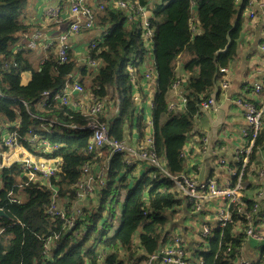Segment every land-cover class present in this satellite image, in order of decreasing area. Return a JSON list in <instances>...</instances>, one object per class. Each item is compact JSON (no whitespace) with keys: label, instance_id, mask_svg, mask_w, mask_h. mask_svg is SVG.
Instances as JSON below:
<instances>
[{"label":"trees","instance_id":"1","mask_svg":"<svg viewBox=\"0 0 264 264\" xmlns=\"http://www.w3.org/2000/svg\"><path fill=\"white\" fill-rule=\"evenodd\" d=\"M59 1L60 6L71 2ZM92 1L87 7L94 26L85 29L81 25L76 33H94L85 63L80 65L70 49L60 62L58 49L49 48L34 70L27 45L30 35L40 32V24L37 18L27 23V0H0V150L8 149L3 137L12 132L15 142L38 160L59 159V170L45 179H29L17 163L0 168V209L6 214L0 218V264H141L154 255L157 259L150 264H163L160 251L173 234L183 205L191 209L169 177L187 174L183 156L187 137L202 102L214 94L222 77L220 70L234 60L250 0ZM39 8H34V16H39ZM138 8H145L149 16L143 17ZM72 21L62 20L61 30ZM147 31L150 35L144 39ZM148 53L155 72L153 96L147 103L149 127L134 98L138 80L130 73ZM25 72L31 73V79L24 84ZM73 73H79L80 80H73ZM75 84L91 105L101 104L100 111L90 114L55 99L65 85ZM174 84L184 100L180 105L171 94ZM45 92L49 95L44 96ZM146 98L139 97L141 105ZM243 101L259 107L257 99ZM90 122L106 127L111 144H125V127L128 135L135 129L136 142L142 143L148 127L151 143L142 149L159 167L148 165L136 175L135 165L129 166L121 153L112 154L109 145L95 151L89 131H72L62 125L84 127ZM30 138L56 149L37 153ZM246 140L253 145L247 164L250 170L246 166L243 181L252 174L255 153L264 144L262 121L256 135ZM90 180L95 184L91 195L78 199V187ZM243 190L241 204L228 207L230 223L221 229L209 228L205 244L196 245L193 255L200 256L204 264H235L247 240L245 214L256 224L264 223V211L255 196L252 199ZM53 197L65 217H71L72 210L80 213L71 226L46 214ZM50 242L55 248L47 257L45 246ZM258 244L261 251L252 264H264V244Z\"/></svg>","mask_w":264,"mask_h":264},{"label":"crops","instance_id":"2","mask_svg":"<svg viewBox=\"0 0 264 264\" xmlns=\"http://www.w3.org/2000/svg\"><path fill=\"white\" fill-rule=\"evenodd\" d=\"M59 2V0H35L34 8L37 4L41 6L38 9L39 16H34V8L31 12H28L29 18L27 23L37 18L41 33V38L35 41L34 47L29 48L31 50L29 56L34 70L39 69L42 59L45 58L47 50H49L47 42L54 37L56 38L61 31L67 29L64 28L61 30V22L62 20L69 19L67 18V8L69 5L64 4L60 6ZM92 2V0H88L87 3L91 4ZM46 5L53 6L52 8L57 7L61 11L60 18L57 22H52V20L45 17L44 8ZM262 8L264 9V0H250L248 9L243 13V23L237 41L234 60L226 69V73L222 74L220 80L216 82V88L211 98L214 105L210 109L200 112L194 123L192 133L187 137L183 156L187 174L192 179L198 181L214 179L220 185L227 183L228 176L226 167L221 166L218 162L224 158L232 163L234 153L246 143L242 135V132L246 128L244 110L242 107L236 105L235 102L237 100H243L244 98L256 100V95H253L254 85L260 84L264 87V52L261 51V45L264 43V15L262 14ZM251 12L253 13L252 18L249 17ZM144 16H149V12L146 9ZM93 36L94 33L92 32L86 34L78 33L69 40L70 51L79 61L80 65L85 63L86 54L89 51L88 46ZM17 50L20 49L17 48ZM148 63L149 61L147 65ZM139 67L131 71L134 81L137 79L139 83L137 86L139 92L134 93V97L138 99L136 104L139 114L143 115L145 113L148 125L150 118L148 108L150 107V103L148 105L147 103L150 97L153 96L155 73L152 74L148 69H140ZM26 73L30 74V78ZM77 74L78 81L80 80V75L79 73ZM24 76L27 77L24 78ZM30 79V72L22 74V82L24 84L28 83ZM223 83H226V88L222 87ZM171 94L174 98H177V103L180 105L182 101L180 92L173 89ZM142 95L148 98L145 105H141V101H139V97L142 98ZM77 96L78 94L73 92L71 98L76 100ZM127 128L125 144L127 147H136L138 142H136V138L133 135L135 134V129H131V135H128ZM147 128L146 137L149 133ZM22 152L34 157L35 160L39 158L37 155H32L20 148L19 153ZM36 152L38 153V151ZM254 158L255 161L252 163L253 172L244 181L245 187L243 190V194L252 199L258 191L264 193V173L259 171L260 168L264 167V144L257 148ZM12 163H16L15 153L9 150H0V165L9 166ZM138 171L139 169H137ZM219 203L220 201L211 200L209 197L205 198L198 212L193 211L192 207L189 210L183 205L182 215L178 219L177 225L173 227L172 233L178 234L182 238L183 245L191 253L196 251V237L202 227L217 229V210ZM261 210L264 211L262 202ZM261 225L264 228L263 222H261ZM241 251L247 260L254 261L260 254L261 246L254 240L247 239Z\"/></svg>","mask_w":264,"mask_h":264},{"label":"built area","instance_id":"3","mask_svg":"<svg viewBox=\"0 0 264 264\" xmlns=\"http://www.w3.org/2000/svg\"><path fill=\"white\" fill-rule=\"evenodd\" d=\"M87 0H71L68 8H67V17L72 21L69 27L61 31L60 34L56 36V38L51 39L47 42V46L49 48H57L60 62H64L67 56V50L70 49L69 40L72 38L81 28V25L85 29H91L94 26V19L91 11L87 7ZM119 6H124L122 3H118ZM138 11L143 13V17L145 15L144 8H138ZM262 14L264 15V9L262 8ZM44 15L47 16V19L55 21L60 18L61 11L55 8L50 9L47 13L44 12ZM253 17V13L251 12ZM144 29L147 27L146 19L143 20ZM150 35V32L147 31L144 35V39H147ZM41 38L40 32H35L31 36V40L28 44L29 48H33L35 45V41ZM94 47V46H93ZM92 47V48H93ZM261 51L264 52V43L261 45ZM90 66H94L95 63L90 62ZM13 67H17L16 63L12 64ZM132 69H130L131 73ZM220 73L225 74L226 69H221ZM223 88H226V83L222 84ZM173 88H176V84H174ZM263 87L260 84H256L253 87V95H256L258 106H254L251 103L244 102L243 100H237L235 103L239 107H242L244 110V120L246 123V128L242 132V135L245 139V145L240 147L233 155L232 163L228 160L222 158L219 160V164L221 166L226 167L228 182L222 185L218 184L214 179H207L204 181H198L196 179H192L188 174L183 176L169 177L172 183L181 191L182 195L186 199L187 204L191 205L192 210L195 212L200 211L201 203L205 198L211 200L220 201L219 208L217 210V229H221L225 226L226 223H230V216L228 213V207L231 204H241V198L243 197L241 191L244 189V181H243V173L248 164L249 155L251 153V147L253 145L252 142L246 140V138L251 135L254 137L256 133L261 129V121H262V113L264 110V94L262 93ZM76 93L78 95H82V99L84 103H81L80 100H74L71 98L72 93ZM44 96H48L49 93L45 92ZM55 99L60 101L62 104H68L72 107H78L79 109L90 112V114L97 113L101 110L100 103H94L91 105L89 103V98L83 95V89L81 86L73 85L70 87L69 85H65L62 92L55 96ZM184 102V100H182ZM89 105V108L86 107ZM214 103L212 99H208L201 104V110L205 111L213 107ZM49 125H54V122H49ZM63 126L69 128L72 131L86 130L91 133L92 143L95 144V148L97 151L104 144L110 146V151L112 154L121 153L127 156V159H124L127 163L129 156H137L140 159L146 160L148 162L147 165H154L159 167V163L154 159L153 156H147L146 151L142 149V145L146 146L151 143V137L147 136L144 138L142 143H137L136 147H127L123 143H109L107 141V130L101 124L96 122H90L84 127H77L73 125H64ZM150 123H148V126ZM15 134L12 132H6L3 137V143L8 148L9 151L15 153L16 155V163L20 165L21 170L24 175L28 176L29 179L33 180L35 178L45 179L54 175L59 170V159H47L46 161L35 160L34 157L27 155L25 153H19V149L21 148L15 142ZM95 141V142H94ZM31 147L35 151H39L43 149V151L47 153H52L56 146H49L47 142L43 141L40 144H35L34 139L30 138ZM44 146V147H41ZM91 151V148L88 149ZM138 152V153H137ZM231 165H239V168L232 167ZM3 167L0 165V168ZM99 181V180H98ZM93 186H95L94 181L90 180V183L86 182L82 186L78 187L76 192V197L78 199H84L85 197L91 195ZM255 198L261 206V202L264 205V193L262 191H258L255 195ZM46 214L52 218H58L64 221L66 225L71 226L73 223V217L77 214H80L78 210H72L71 217H65V213L62 207L57 203L56 197L52 198V202L48 207ZM244 221L246 222V228L243 230V233L246 235L247 239H252L257 243L264 244V228L260 223H255V219L251 217L250 214H245ZM2 228H0V236L2 235ZM209 234L208 227H202L201 231L198 232V237L201 239H205ZM55 245L47 243L45 246V253L48 255L54 250ZM227 252H229V248H227ZM242 252V251H241ZM160 255L162 256L163 264H204L203 260L197 254L193 255L190 251H188L182 243V239L178 234H172L168 242L165 244L164 248L160 251ZM157 256H151L146 263L150 264L151 261L156 260ZM253 261L247 260L243 253L240 256L234 259L235 264H252Z\"/></svg>","mask_w":264,"mask_h":264},{"label":"rangeland","instance_id":"4","mask_svg":"<svg viewBox=\"0 0 264 264\" xmlns=\"http://www.w3.org/2000/svg\"><path fill=\"white\" fill-rule=\"evenodd\" d=\"M99 0H95V2H98ZM101 1V0H100ZM88 2V0L86 1V4H88L87 3ZM250 2V1H249ZM98 3H102V1L101 2H98ZM90 4V3H89ZM92 4V3H91ZM249 4V3H248ZM34 5H35V0H27V3H26V6H25V8H24V13H25V15L28 13V12H31L32 11V9L34 8ZM38 5V4H37ZM36 5V6H37ZM35 6V7H36ZM52 7L53 6H48V5H46V7L44 8V12L45 13H47L50 9H52ZM249 17L250 18H252V15L250 14L249 15ZM86 41H87V39H86ZM151 59V54L150 53H148V55L146 56V58H145V61L140 65V69H148L149 70V72H151L152 74H154L155 72H154V66H153V63H152V61L150 60ZM149 61V63H148V65H147V62ZM94 66H96V64L94 65ZM91 69H93V67L91 68ZM28 76H29V78H30V74L29 73H26ZM27 76H24V78H26ZM77 77H78V74L77 73H73L72 74V79L73 80H76L77 79ZM88 98V97H87ZM135 98V97H134ZM77 100H80L81 101V103H84V100L82 99V95H78L77 96ZM89 108V105L86 107V109H88ZM262 125L264 126V119H262ZM126 128V127H125ZM92 140V139H91ZM93 141V140H92ZM95 142V141H94ZM126 145V144H125ZM8 150V149H7ZM138 153V152H137ZM124 159H127V156L126 155H124ZM161 162V164H164V161L162 160V161H160ZM127 164L129 165V166H131V165H135V171H137V169H139V171L136 173V175H139L143 170H145L147 167H148V162L146 161V160H143V159H140V158H138L137 156H129L128 157V160H127ZM144 166V167H143ZM139 167H143V168H139ZM247 169L248 170H250V168H249V165L247 166ZM259 171L261 172V173H264V167H262V168H260L259 169ZM182 215V213L180 214V216ZM177 217H179V216H177ZM196 240H197V242H196V244L198 245V246H202V245H204L205 244V240H203V239H201V238H199L198 236L196 237ZM136 241V240H135ZM137 242V241H136ZM186 248V247H185ZM187 249V248H186ZM126 264H129V263H126ZM132 264H134V262H132ZM141 264H144V262H142Z\"/></svg>","mask_w":264,"mask_h":264},{"label":"water","instance_id":"5","mask_svg":"<svg viewBox=\"0 0 264 264\" xmlns=\"http://www.w3.org/2000/svg\"><path fill=\"white\" fill-rule=\"evenodd\" d=\"M0 218H6L5 212L1 209H0Z\"/></svg>","mask_w":264,"mask_h":264}]
</instances>
